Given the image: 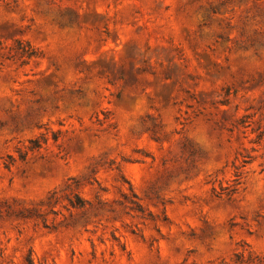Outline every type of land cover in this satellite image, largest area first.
<instances>
[{
  "label": "rangeland",
  "instance_id": "374dc122",
  "mask_svg": "<svg viewBox=\"0 0 264 264\" xmlns=\"http://www.w3.org/2000/svg\"><path fill=\"white\" fill-rule=\"evenodd\" d=\"M263 259L264 0H0V264Z\"/></svg>",
  "mask_w": 264,
  "mask_h": 264
},
{
  "label": "trees",
  "instance_id": "16d2710c",
  "mask_svg": "<svg viewBox=\"0 0 264 264\" xmlns=\"http://www.w3.org/2000/svg\"><path fill=\"white\" fill-rule=\"evenodd\" d=\"M11 51H13L14 53L12 55V58H14V56L19 57L22 60L23 64H29L31 61L37 60L40 57L39 50L28 41L17 40L15 42V45L11 48ZM31 143L33 145L31 148L32 150L40 147L38 146V140L36 139L32 140ZM240 176H241V172L237 171L236 172L237 181L240 179ZM262 261H264V259Z\"/></svg>",
  "mask_w": 264,
  "mask_h": 264
}]
</instances>
